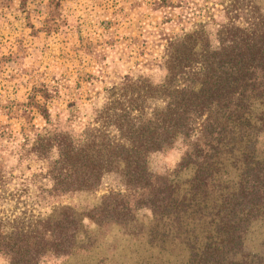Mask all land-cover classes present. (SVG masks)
<instances>
[{
	"label": "trees",
	"instance_id": "1",
	"mask_svg": "<svg viewBox=\"0 0 264 264\" xmlns=\"http://www.w3.org/2000/svg\"><path fill=\"white\" fill-rule=\"evenodd\" d=\"M25 9L33 21L34 8ZM229 15L212 35L195 29L171 38L157 80L127 78L92 118L76 125V107L25 139L24 154L46 162L40 188L54 207L28 229L0 228L9 264L90 251L114 225L135 228L145 208L153 220L140 234L163 251L185 252L184 264H264V251L246 244L264 221V13L244 23ZM176 146V175L191 173L179 181L150 167L152 155ZM100 191L82 210L62 204Z\"/></svg>",
	"mask_w": 264,
	"mask_h": 264
},
{
	"label": "rangeland",
	"instance_id": "2",
	"mask_svg": "<svg viewBox=\"0 0 264 264\" xmlns=\"http://www.w3.org/2000/svg\"><path fill=\"white\" fill-rule=\"evenodd\" d=\"M21 1L0 0L7 5L6 20L0 22V228L8 232L28 229L54 207L46 204L40 188L48 182L41 170L46 162L24 154L25 139L33 141L50 121L66 119L76 107V125L92 118L93 108L127 78L152 75L157 80L166 43L176 35L195 29L212 35L227 13L241 23L264 13V0ZM23 7L34 8L33 21ZM180 158L176 146L152 155L150 167L183 180L191 173L176 175ZM103 193L62 204L82 210ZM152 220V210L141 209L135 228L114 225L102 246L41 264H184L185 252L163 251L140 234ZM84 223L95 226L87 218ZM263 240L264 221L259 220L246 244L261 253ZM0 264H9L2 254Z\"/></svg>",
	"mask_w": 264,
	"mask_h": 264
},
{
	"label": "crops",
	"instance_id": "3",
	"mask_svg": "<svg viewBox=\"0 0 264 264\" xmlns=\"http://www.w3.org/2000/svg\"><path fill=\"white\" fill-rule=\"evenodd\" d=\"M7 5H0V22H3L4 20H6V16H7V7H6ZM17 5H16V7H13V10L14 11H17ZM41 9H42V13H43V9H44V7H43V5L41 6Z\"/></svg>",
	"mask_w": 264,
	"mask_h": 264
}]
</instances>
